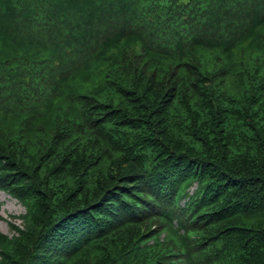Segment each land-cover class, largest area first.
I'll return each mask as SVG.
<instances>
[{
  "label": "trees",
  "instance_id": "16d2710c",
  "mask_svg": "<svg viewBox=\"0 0 264 264\" xmlns=\"http://www.w3.org/2000/svg\"><path fill=\"white\" fill-rule=\"evenodd\" d=\"M0 189V264H264V0H0Z\"/></svg>",
  "mask_w": 264,
  "mask_h": 264
},
{
  "label": "rangeland",
  "instance_id": "374dc122",
  "mask_svg": "<svg viewBox=\"0 0 264 264\" xmlns=\"http://www.w3.org/2000/svg\"><path fill=\"white\" fill-rule=\"evenodd\" d=\"M25 213L24 206L11 195L0 189V232L12 236L14 227H22L21 220H14Z\"/></svg>",
  "mask_w": 264,
  "mask_h": 264
}]
</instances>
